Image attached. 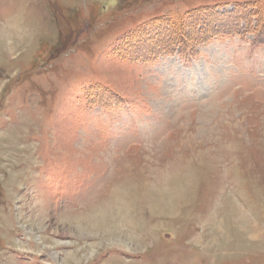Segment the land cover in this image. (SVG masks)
I'll list each match as a JSON object with an SVG mask.
<instances>
[{
  "label": "rangeland",
  "instance_id": "374dc122",
  "mask_svg": "<svg viewBox=\"0 0 264 264\" xmlns=\"http://www.w3.org/2000/svg\"><path fill=\"white\" fill-rule=\"evenodd\" d=\"M0 264H264V0H0Z\"/></svg>",
  "mask_w": 264,
  "mask_h": 264
}]
</instances>
